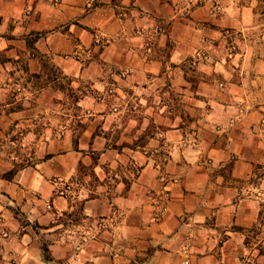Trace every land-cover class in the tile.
<instances>
[{
    "label": "crops",
    "instance_id": "0c3cea01",
    "mask_svg": "<svg viewBox=\"0 0 264 264\" xmlns=\"http://www.w3.org/2000/svg\"><path fill=\"white\" fill-rule=\"evenodd\" d=\"M261 3L0 0V264H264Z\"/></svg>",
    "mask_w": 264,
    "mask_h": 264
},
{
    "label": "rangeland",
    "instance_id": "374dc122",
    "mask_svg": "<svg viewBox=\"0 0 264 264\" xmlns=\"http://www.w3.org/2000/svg\"><path fill=\"white\" fill-rule=\"evenodd\" d=\"M259 15H260V19H261V21L264 23V0H263V4L261 3V5H260V7H259ZM264 27V26H263ZM74 97H77V95L76 94H72ZM20 165H17L16 167H15V169L16 168H18ZM14 170V169H13ZM55 181H59L58 179H51V182L52 183H55ZM66 185H68L67 183H65ZM9 209H10V211H11V213L13 214V215H15V217H16V219L20 222V224L21 225H25V223H26V220H25V218L22 216V215H19V210H18V207H16V206H9ZM77 218H78V214H75L74 216H73V219L74 220H77ZM1 220H2V218L0 217V223H1Z\"/></svg>",
    "mask_w": 264,
    "mask_h": 264
},
{
    "label": "built area",
    "instance_id": "2783aa9c",
    "mask_svg": "<svg viewBox=\"0 0 264 264\" xmlns=\"http://www.w3.org/2000/svg\"><path fill=\"white\" fill-rule=\"evenodd\" d=\"M59 183H60V181H55V185H56V187H55V193L58 194V195H60V196H64L65 193H66V190L68 189V185L62 183L59 186V185H57Z\"/></svg>",
    "mask_w": 264,
    "mask_h": 264
},
{
    "label": "trees",
    "instance_id": "16d2710c",
    "mask_svg": "<svg viewBox=\"0 0 264 264\" xmlns=\"http://www.w3.org/2000/svg\"><path fill=\"white\" fill-rule=\"evenodd\" d=\"M12 173V172H11ZM13 174V173H12ZM33 228H37V226H33ZM41 251L43 253V256H44V259L45 260H50V257H49V251H48V248H47V245L46 244H42L41 246Z\"/></svg>",
    "mask_w": 264,
    "mask_h": 264
}]
</instances>
